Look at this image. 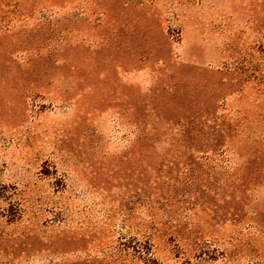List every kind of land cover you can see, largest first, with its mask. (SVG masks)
I'll use <instances>...</instances> for the list:
<instances>
[{
  "label": "rangeland",
  "instance_id": "1",
  "mask_svg": "<svg viewBox=\"0 0 264 264\" xmlns=\"http://www.w3.org/2000/svg\"><path fill=\"white\" fill-rule=\"evenodd\" d=\"M0 264H264V0H0Z\"/></svg>",
  "mask_w": 264,
  "mask_h": 264
}]
</instances>
